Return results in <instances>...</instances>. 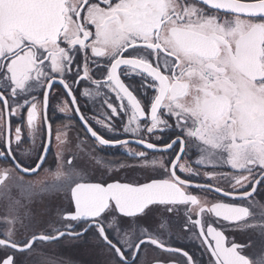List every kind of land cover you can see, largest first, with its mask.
Wrapping results in <instances>:
<instances>
[{"label":"snow or ice","instance_id":"1","mask_svg":"<svg viewBox=\"0 0 264 264\" xmlns=\"http://www.w3.org/2000/svg\"><path fill=\"white\" fill-rule=\"evenodd\" d=\"M67 73L77 85L90 82L97 96L104 95L101 88L115 94L118 103L111 97L103 101L111 110L106 114L109 123L96 121L108 133L117 132L113 117H121L123 123L126 116L123 133L135 134V142L147 150H157L148 136H167L163 150H171L170 158L159 162L164 178L139 184L86 182L94 158L80 152L65 156L63 150L57 152L54 171L42 169L51 143L47 108L54 74H59L71 103H77ZM41 90L42 120L41 102L33 95ZM92 94L87 87L82 92ZM24 110L28 148L20 147L25 143ZM66 110L67 104L60 108ZM75 111L79 114L78 107ZM13 116L19 118L14 132ZM80 119L98 146L130 143L105 139L83 115ZM37 138L42 151L34 166H25L16 151L29 154ZM55 139L60 146L66 143L59 129ZM0 141L5 148L0 158L11 157L14 163V168L0 169V199L7 201L10 211L23 207L13 198V187L30 202L40 194L63 193L68 200V207L58 213L62 228L51 234L16 241L8 229L0 238L5 250L0 264H23L15 252L30 250L37 240L61 238L82 249L79 261L70 264H97L93 247L112 254L105 264H134L142 245L183 258L169 264H264V201L256 199L264 188V0H0ZM190 151L197 154V165L232 170L204 173L222 178L228 187L194 183L193 177L200 174L184 159ZM129 155L143 160L147 154L130 150ZM17 170L37 177L43 170L47 175L25 181ZM178 171L188 175L182 178ZM192 187L214 199L222 194L247 201V206L202 201L191 194ZM159 206L170 214L186 206L183 228L199 241L200 257L144 229L140 221L150 219ZM5 220L23 225L19 216ZM164 227L162 222L157 231ZM225 228L258 233V250L248 254L254 247L251 240L241 244L233 237L229 242Z\"/></svg>","mask_w":264,"mask_h":264},{"label":"flooded vegetation","instance_id":"2","mask_svg":"<svg viewBox=\"0 0 264 264\" xmlns=\"http://www.w3.org/2000/svg\"><path fill=\"white\" fill-rule=\"evenodd\" d=\"M90 54V53H89ZM103 61L106 58H93ZM81 64L82 56L80 58ZM83 74L81 70V75ZM56 80L53 82L52 89L50 92L49 106L47 108L48 122L51 125L52 135L51 143L49 145L46 162L42 165L43 168L49 169V171H54L56 166V156L57 152L63 150L65 156L71 154V152H80L81 154H87L91 159V164L89 165V170L85 175L86 182H121V183H132L139 184L149 182L150 179L164 178L159 170V162L167 161L170 158L168 150L166 153L163 150L164 140L167 136H163L162 139L157 140L155 136H148V142L155 143L157 145V150H147L143 145L137 144L135 141L137 139L135 134L123 133V123L127 122V117H122L123 123L121 122V117H113L111 123H115L117 126L116 133H108L105 128L96 123L97 120H105V123H109L106 114H110L111 110L107 108L103 101L111 97L114 104L118 103L115 101V94L110 93L107 88H101L100 91L104 95H95V86L91 85L88 81H81L80 84L74 82V77L71 73H67L66 82L69 83L73 88V95L76 97L77 103L74 105L71 103L72 97L68 96L59 81V74H54ZM94 78H96L95 74ZM87 87L93 93L90 96H83L82 92L84 88ZM33 95L38 96V100L41 102L40 115L41 120L43 118V90ZM139 98V97H138ZM146 103V101H145ZM67 104V110L61 112L60 108L65 107ZM79 108V114L76 113L75 109ZM25 118V126L22 127V137L25 141L21 148L31 147L28 138V128L26 126V110L22 112ZM83 115L88 121V124L97 131L98 134L104 136L105 139H121L129 140L130 143L125 147L122 145L112 146H98L94 138L90 136L87 132V128L84 122L80 119ZM19 122L18 117H11V129H14ZM59 129L64 133L66 137V143L63 146L58 145L55 135L56 131ZM159 135V133H157ZM16 148V145H12ZM0 150H5L4 142L0 141ZM130 150L135 151H146V159L141 160L140 158H134L129 155ZM42 151L41 140L37 138L35 141V148L27 155H21L19 149L16 151L17 160L22 161L25 166H34L37 162V156ZM198 156L194 151L189 152V156L184 159L188 161L195 172L200 175L193 177L194 183L202 184H212L213 187L219 185L221 187L227 188L228 184L225 180L220 177L216 179H211L204 176L207 172H224L232 171L227 167L224 168H213L211 165L201 166L197 165L195 161ZM99 163H96V161ZM156 161V163H153ZM120 164H124L125 167L119 168ZM115 165L116 167H110ZM14 168V163L11 157L7 161L0 158V169ZM152 169H157V171H152ZM17 176L23 175L25 181L27 180H37L43 179L47 174L40 170L39 176L35 174L28 175L20 173L18 170L15 172ZM182 178H185L188 174L177 172ZM191 194L197 195L202 201L207 200L209 203L212 202H228L237 203L247 206V201H241L239 199L233 200L231 197H223L222 194H215V199L209 193L201 188L192 187L189 189ZM12 196L14 199H19L23 207H17L15 211H10L7 206V201L0 199V238H5L4 233L8 229L14 231L12 239L16 241H21L26 237H31V235L36 234H51L53 229L62 228V222L59 218L58 213L61 209L68 207V200L65 194H55L49 196L48 194H40L33 196L31 202L26 196H22L19 189L15 187L12 188ZM256 199L264 201V188L256 195ZM186 206H179L178 212L168 213L165 211L163 206H159V211L155 213H150V219L141 220L140 223L143 225L149 233L160 235L161 239L166 240V242L172 247H179L185 251H188L194 257H200L201 251L198 247L199 241H194L190 238L188 232L183 228L185 223V212ZM27 214V215H26ZM15 216H19L23 220V225L17 220L14 224H9L6 222L5 217L11 219ZM161 216L164 220H161ZM195 218V216L193 217ZM164 223L166 227L159 228L158 225ZM229 222H223L227 225ZM225 235L228 237V241L231 242L233 237L235 241L241 244H246L249 240L252 241L254 247L248 250V254L251 255L253 252L257 251L259 245L257 243L258 233H254L248 229H237L225 228ZM57 246L61 249L57 252ZM93 254V258L96 259L97 264H105V261L112 259L111 253L101 254V249L93 247L90 249ZM82 249L76 246V242L71 240L61 238L58 241L44 242L37 240L34 242L30 250H26L24 253L15 252V257L18 261H22L23 264H70L72 261H79L81 258ZM9 254H12V250H8ZM5 255V250L0 246V257ZM129 261H132V257L126 253ZM183 258L178 254H173L166 252L162 249L157 248L153 245H142L140 251L138 252L134 264H169L172 260H182ZM205 262L207 261V256L202 257ZM199 264V262H198Z\"/></svg>","mask_w":264,"mask_h":264},{"label":"rangeland","instance_id":"3","mask_svg":"<svg viewBox=\"0 0 264 264\" xmlns=\"http://www.w3.org/2000/svg\"><path fill=\"white\" fill-rule=\"evenodd\" d=\"M60 251H61V249H59L58 246H57V252H60Z\"/></svg>","mask_w":264,"mask_h":264}]
</instances>
